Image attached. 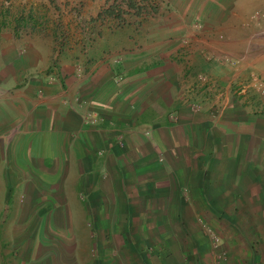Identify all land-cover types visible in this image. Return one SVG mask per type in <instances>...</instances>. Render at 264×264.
<instances>
[{
  "label": "rangeland",
  "instance_id": "374dc122",
  "mask_svg": "<svg viewBox=\"0 0 264 264\" xmlns=\"http://www.w3.org/2000/svg\"><path fill=\"white\" fill-rule=\"evenodd\" d=\"M238 4L249 10L261 2L238 0ZM108 8L113 9L112 14L105 11ZM180 14L172 8L171 0H0V96L5 90L13 96L14 89L17 91V86L22 85L20 91L27 98L41 99L48 97L45 87H57L59 97L66 101L72 98L69 103L72 107L78 105L82 120L85 116L92 119L96 114L108 128L117 129L122 136L134 128L139 112L145 109L142 101L162 111L155 125L168 123V116L175 111H165L158 99L166 90L177 105L189 107L209 122L228 115L234 121L253 123L256 130L264 133V9H252L244 20L239 18L243 17L240 12L238 17L232 15L239 25L221 27L214 37L216 40L205 37L204 41L201 37V42L197 35L202 33L199 23L190 27V34L187 33L192 36L190 41L186 33L181 35L180 29L169 31L170 18L178 20ZM25 51L28 65L40 61L38 68L24 71L20 65L15 67L19 55ZM196 53L201 55L207 69L198 66L192 56ZM109 83L111 86H106ZM98 87H105L104 93L97 95L100 107L87 109L92 99L86 96H93ZM113 98L121 99L118 115L114 116L104 107L111 105ZM112 116L116 119L111 126L108 123H112ZM24 136L26 145L20 148L22 152L9 156L13 161L10 165L20 169L18 179L34 180L36 176L37 180L30 184L35 185L37 192L47 193L49 176L36 172L28 162L45 159L52 148V151L58 148L63 159L57 164L54 185H58L69 226L68 234L60 235L63 241L76 246L74 258L82 246L96 248L100 222L95 217L101 216L102 211L94 212V209L97 198L102 197L97 190L105 182L108 171L97 162L88 173L97 189L76 187L75 172L66 165H72V158L71 151L63 145L65 141L54 148L46 142L47 133L37 131L36 135L25 133ZM251 151V162L257 164L260 153L257 141ZM93 152L89 150L92 157L98 153ZM45 160L44 166L50 168L51 163ZM255 167L248 172L247 167L242 170L240 166L235 171L231 166L217 167L213 173L212 169L207 170L204 177L209 179L210 174L216 178L213 190L221 189L215 195L216 200H211L213 193L208 192L209 186H203L204 201L196 202L188 184L181 186V232L184 233L181 244L185 247L186 243L194 242L202 246L193 251L195 255L190 256L189 264H264V195L263 201L262 194L259 196L264 172L263 176L259 175ZM3 172L7 176L8 171ZM193 172V169L186 172L184 181L189 183L194 176L188 174ZM231 175L236 183L227 192L221 183H226ZM248 178L253 182H248ZM3 190L0 196L9 197L12 210L10 215L0 218V264H33L38 256L35 253L38 232L44 217L45 223L46 216L54 214L53 204L44 195L37 197L36 203H30L27 196L18 202L24 191L21 185L11 184ZM20 208L21 216L17 215ZM119 231V225L113 227L112 223L108 236ZM51 238L57 237L51 235ZM97 253L96 250L92 261H98ZM43 262L48 264L50 259Z\"/></svg>",
  "mask_w": 264,
  "mask_h": 264
},
{
  "label": "crops",
  "instance_id": "0c3cea01",
  "mask_svg": "<svg viewBox=\"0 0 264 264\" xmlns=\"http://www.w3.org/2000/svg\"><path fill=\"white\" fill-rule=\"evenodd\" d=\"M237 1L171 0L172 8L181 13V17H178V20L170 18L167 24L171 28L169 31L180 29L181 35L186 33L189 39L192 36L187 33L194 28L195 23H199L202 33L197 34L198 42H201V37L204 41L205 37L216 40L214 37L220 32L219 28L239 25L237 18L234 21V17H238L239 12L243 15L239 18L244 20L252 9H264V0H260V5L249 10L245 5H236ZM192 56H195L198 66L207 69L199 53ZM15 64V67L19 68L20 65L25 71L32 67L38 68L40 61L28 65L25 51L24 55L23 53L19 55ZM21 86L16 87L17 91L14 89L13 96L8 95L9 90H5L6 95L0 96V182L3 180L0 183V191H4V187L11 184L21 185L24 191L20 193L18 202L27 196L30 203H36V198L44 195L48 196L49 202L53 204L51 210L54 214H48L45 223L44 217V224L42 223L41 231L38 232L40 238L35 244V253L38 256L34 257V261L32 259L33 264H46L43 261L47 258L50 259L48 264H189L190 256L195 255L193 251L202 246L194 242L186 243L185 247L181 244V235L184 234L181 230V218H183L181 186L188 184L189 192L193 193L195 202L204 201L203 186H209L208 192L213 193L211 200H216L215 195L221 189L213 190L217 185L216 178L211 177L210 174L209 179L204 177L207 170L209 172L212 169L211 173H213L217 167L231 166L235 171L240 166L242 170L247 167L248 172L256 166L255 170L263 176L264 133L261 130H256L253 123L234 121L228 115L214 118L209 122L205 117L191 111L189 107L177 105L169 91L165 90L166 93L163 91L158 98L161 102L159 105H162L165 111L170 109L175 111L174 115L168 116V123L155 125L154 121L161 119L162 111L159 107L142 101L141 106L144 105L145 109L139 112L134 128L121 136L117 129L108 128L107 123L105 124L96 114H93L92 119L85 116L82 120L78 105L72 107L69 104L72 98L66 101L59 97L57 87H45L48 97L33 99L27 98L20 91ZM106 86L111 85L109 83ZM104 90L105 87H98L93 96H86L94 101H88L87 109L100 107L101 100L97 95L104 93ZM84 91L81 89V92ZM120 103L121 99L113 98L112 104L104 107H107V111L114 116L118 115L117 106L120 107ZM113 116L112 123H108L111 126L116 119ZM173 118L175 120L171 121ZM37 131L49 134L46 142L54 148L66 142L63 145L71 151L72 158V165H66L75 172L76 187L81 186L89 191L97 189L96 182L88 177L89 171L94 169L92 166L97 162L102 163L104 170L108 171L103 180L105 182L97 190L102 197L97 198V210L94 209V212L102 211L101 216L95 217L96 221L100 222L98 243L96 248L82 246L77 258H74L76 248L74 243L63 241L65 239L60 235L68 234L69 229L66 221L68 216L62 208L63 201L58 185H54L57 180V177L54 178L55 175L57 176V164L63 159L62 152L58 148L52 151V148L45 156L51 163L50 168L44 166L46 158H35L28 162L33 165L36 172L49 176L47 193L37 192L35 185L30 184L31 181L37 180L36 176H33L34 180H30L29 177L19 180L20 169L10 165L13 163L10 154L21 153L20 148L26 145L23 141L25 133L36 135ZM256 141L257 150L260 152L257 164L253 160L251 162L250 156L252 145ZM89 150L98 153L92 157ZM241 162L242 166L237 164ZM188 163L190 167L187 168ZM191 169L194 172L188 175L194 177L188 183L184 181V174ZM4 170L8 171L7 176ZM232 178V175L227 176L226 183L224 181L221 183L226 186L227 192L230 191L228 188H233L236 183L235 178ZM248 180L253 182L250 178ZM29 186L31 188L28 191ZM262 189L259 191V196L262 194L261 201H263L264 186ZM3 195L0 196V218L10 215L12 210L8 202L9 197ZM21 209L17 211L19 216L22 215ZM209 209L213 211L211 205ZM46 211L49 213V208ZM112 223L113 227L118 224L120 231L108 236V228ZM51 235L57 238L52 239ZM96 250L99 259L92 261ZM196 260L197 258L194 257V261Z\"/></svg>",
  "mask_w": 264,
  "mask_h": 264
},
{
  "label": "trees",
  "instance_id": "16d2710c",
  "mask_svg": "<svg viewBox=\"0 0 264 264\" xmlns=\"http://www.w3.org/2000/svg\"><path fill=\"white\" fill-rule=\"evenodd\" d=\"M105 11H107L108 14H112L113 9H112V8H110V9L108 8V9H106ZM114 11H115V10H114Z\"/></svg>",
  "mask_w": 264,
  "mask_h": 264
}]
</instances>
